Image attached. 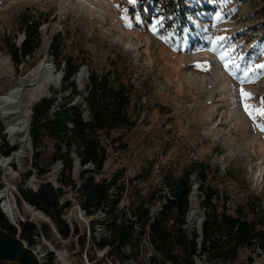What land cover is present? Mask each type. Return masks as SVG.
Here are the masks:
<instances>
[{"label": "rangeland", "instance_id": "374dc122", "mask_svg": "<svg viewBox=\"0 0 264 264\" xmlns=\"http://www.w3.org/2000/svg\"><path fill=\"white\" fill-rule=\"evenodd\" d=\"M153 4L154 0H137L135 4L128 0H0V47L4 50L5 41H17L18 45L23 42L18 20L25 11L49 17L41 28V48L20 68H15L7 53L0 50V98L42 61L61 78L59 87L52 86L45 97L62 91L64 73L58 70L51 53L53 38L61 33L65 37V53L87 60L101 74L110 70L124 72L134 88L130 116L135 128L127 136L129 151L119 154L111 150L102 177L111 178L117 170L127 167L128 177L133 178L151 168V178L141 183L144 192H148L154 187L162 189V170L179 175L192 161L206 162L211 166L212 184L231 197L232 206L245 197H258L263 200L264 213V131L256 126L264 120L250 118L241 99L242 88L252 94L247 103L255 107H260L264 98V68L260 67L264 65V43H260L253 29L258 20L252 3L205 0L208 7L190 11L192 26L183 27L175 40L162 31V21L153 15ZM217 37L226 39L217 45ZM225 50L229 56L222 61L219 56ZM82 69L84 77L78 80ZM80 71L73 82L83 96L74 105L85 107L83 97L87 96L90 70L83 66ZM38 88L28 87L19 109L31 117L34 105L45 98ZM33 97L37 98L35 102H31ZM13 120L14 117L0 113L10 145L20 151L13 165H6L4 161L8 158L0 157V192L9 194L16 204L14 194L31 170L33 148L30 135L29 142H23V133H12ZM62 168V164H57L48 181L57 182ZM41 183L35 177L27 181L35 190ZM65 198L74 203L72 193L67 192ZM202 200L198 187L192 193L191 206L197 207L200 224L204 218ZM124 204H129L127 194ZM15 208L16 223L23 218L17 205ZM29 209L26 205L25 213L31 215L32 221H47L34 219ZM65 219L70 225L73 222L88 225L90 221L77 206ZM187 224L192 233L200 228L196 220L193 224L189 222V215ZM102 235L98 230L97 236ZM42 244L46 248L41 245L37 248L41 257L53 250L58 264H64L58 256L62 252L67 257L65 264H72L64 247L67 242H63L59 251L45 240ZM97 253L99 257L104 255L103 250ZM83 256L86 264H90L85 253ZM250 257L253 264H264L259 250L242 252L238 264H248ZM197 262L205 264L203 258Z\"/></svg>", "mask_w": 264, "mask_h": 264}, {"label": "trees", "instance_id": "16d2710c", "mask_svg": "<svg viewBox=\"0 0 264 264\" xmlns=\"http://www.w3.org/2000/svg\"><path fill=\"white\" fill-rule=\"evenodd\" d=\"M238 1L252 3L258 20L253 29L264 43V0ZM186 4L190 8L182 9ZM206 7L205 0H154L153 15L162 21V31L175 40L183 27L192 26L191 12ZM48 22V16L29 10L20 16L18 33L23 34V42L5 41L6 50L0 47L15 68L41 48V28ZM65 47V37L58 33L51 53L58 70L64 73L62 91L39 100L32 108L31 170L14 194L23 220L13 223L0 206V264H58L55 252L48 251L43 257L37 253L38 246L46 248L43 240L56 251L67 242L64 247L72 264H86L84 253L90 264H127L138 260L141 238L148 226L159 254L152 264H197V258H206L207 264H238L247 250H259L264 256L263 200L248 196L232 206L231 197L212 184L211 166L206 162L192 161L179 175L162 170V189L154 187L148 192L141 183L151 178V168L133 178L128 177L127 167L111 178L102 177L111 150L119 154L129 151L127 136L135 128L130 116L134 88L124 72L101 74L87 60L65 53ZM83 66L90 70L87 96L83 97L85 107L74 105L83 95L73 79ZM66 93L69 96L65 97ZM16 151L18 147L10 145L0 122V157L9 158ZM76 159L80 162L78 173ZM59 163L63 168L54 185L48 177ZM32 177L42 181L36 190L27 185ZM193 178L203 197L204 221L201 233L197 230L190 236L184 227L191 210ZM114 188L118 195L111 199ZM166 190L172 198L152 221L151 209L167 197ZM67 192L73 194L75 204L65 198ZM125 193L128 205L124 204ZM26 205L43 213L47 221H31V215L25 213ZM75 206L90 219L88 225L67 222L65 216ZM102 211L106 212L104 221L97 218ZM97 224L105 226L106 235L101 238L97 236ZM98 250L106 252L99 257ZM253 263L250 257L248 264Z\"/></svg>", "mask_w": 264, "mask_h": 264}, {"label": "bare ground", "instance_id": "6f19581e", "mask_svg": "<svg viewBox=\"0 0 264 264\" xmlns=\"http://www.w3.org/2000/svg\"><path fill=\"white\" fill-rule=\"evenodd\" d=\"M84 77V70L82 69L77 75L76 79L82 80ZM61 78L55 71H52L46 61L40 62L35 67L31 68L28 74L24 75L22 80L18 82L16 87L7 95L0 98V113L6 117H14L11 123V131L14 134L23 133L25 138L23 142H29L30 124L32 117L30 114H24L19 109L22 108L24 102V96L27 94L28 87L38 86L41 97H45L51 92V87H59ZM27 83V84H26ZM36 97L31 99V102H35ZM20 156V151H16L11 157L6 159L4 163L6 165H13L17 158ZM198 190V186L194 184L193 192ZM0 204L3 205L5 212L12 219L16 220L17 211L14 206V201L6 192H0ZM34 219L44 220L45 216L32 208L29 209ZM196 220L197 224H200L201 217L199 216L198 209L195 205L191 206L189 212V222L193 224ZM59 259L62 262H66V256L62 252H58Z\"/></svg>", "mask_w": 264, "mask_h": 264}, {"label": "built area", "instance_id": "2783aa9c", "mask_svg": "<svg viewBox=\"0 0 264 264\" xmlns=\"http://www.w3.org/2000/svg\"><path fill=\"white\" fill-rule=\"evenodd\" d=\"M92 168V167H91ZM166 194V198L160 200L155 206L152 207L151 209V217H152V221H154L155 217L162 212V210L164 209V207L166 206V204L168 203V199H171V194L166 190L164 192ZM126 194H124V198L126 197ZM118 195V191L117 189H112L111 191V199H114L116 196ZM100 221H104L106 218V212L102 211L100 212ZM98 215V216H99ZM188 224L184 227L187 230ZM101 230L103 232V235H106V230H105V226L102 224H97V231ZM188 234L190 236H192V232H189L187 230ZM102 235V236H103ZM106 251H104L105 254ZM159 256V254L157 253L153 243H152V238H151V233H150V227L148 226L147 229L145 230L142 238H141V242H140V255L138 260H130L127 264H137L140 261L145 262L146 264H152L153 260L155 258H157ZM198 258L196 259V263L200 264V262H197ZM206 258H203V262L205 263Z\"/></svg>", "mask_w": 264, "mask_h": 264}, {"label": "snow or ice", "instance_id": "6c2138e0", "mask_svg": "<svg viewBox=\"0 0 264 264\" xmlns=\"http://www.w3.org/2000/svg\"><path fill=\"white\" fill-rule=\"evenodd\" d=\"M129 3L135 4L137 3V0H128ZM216 19L219 20L220 16L217 14ZM155 31V27H154ZM226 38L225 37H217L216 43L217 45L220 44V42L224 41ZM214 50V49H213ZM229 56V52L227 50L222 51L220 54L219 58L223 61L225 60V57ZM227 66V64H226ZM197 67H201L200 65H197ZM260 67L264 68V65H261ZM202 70H207L206 68H202ZM241 99L242 103L244 104L245 111L248 113L249 117L252 118L253 120H264V98H261L260 101V107H255L247 101L252 99V94L245 92L244 89H241ZM261 131H264V123H257L256 125Z\"/></svg>", "mask_w": 264, "mask_h": 264}, {"label": "water", "instance_id": "95a60500", "mask_svg": "<svg viewBox=\"0 0 264 264\" xmlns=\"http://www.w3.org/2000/svg\"><path fill=\"white\" fill-rule=\"evenodd\" d=\"M79 168H80V162H79V160L78 159H76V162H75V171H77V170H79ZM50 183H53L54 185L56 184V181H55V179H53L52 181H50ZM192 184H193V186H194V184H196V186H198L199 187V184L196 182V180H195V178H193V181H192ZM16 204H15V202H14V206H15ZM3 208V207H2ZM28 208H32L31 206H28ZM33 209V208H32ZM80 209V208H79ZM3 210H4V212H5V209L3 208ZM39 212V211H38ZM80 212H83L81 209H80ZM6 213V212H5ZM7 214V213H6ZM43 214V213H42ZM44 215V214H43ZM188 215H189V213H188ZM45 216V215H44ZM33 218V217H32ZM45 220H46V217H45ZM13 223H15L13 220H11ZM31 221H32V219H31ZM203 221H204V218H203V220H202V223H203ZM202 223L200 224V228H199V233H201V227H202ZM51 252H54L53 250H50ZM205 264H207V260L205 261Z\"/></svg>", "mask_w": 264, "mask_h": 264}]
</instances>
